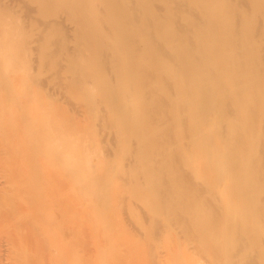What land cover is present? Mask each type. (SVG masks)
<instances>
[{
	"label": "bare ground",
	"instance_id": "bare-ground-1",
	"mask_svg": "<svg viewBox=\"0 0 264 264\" xmlns=\"http://www.w3.org/2000/svg\"><path fill=\"white\" fill-rule=\"evenodd\" d=\"M10 61L16 67L6 71ZM19 68L27 102L14 112L29 120L30 104L45 105L40 135L58 118L44 114L57 97L84 116V131L79 124L68 135L62 125L57 139V125L45 135L53 138L47 148L61 145L58 157L71 153L50 167L64 175L30 173L7 187L4 198L17 200L26 226L67 228V211L47 212L84 197L79 205L97 209L92 234L106 239L97 253L122 251L110 264L136 263L142 252L146 264H161L169 229L196 253L187 264H264V0H0V81ZM7 97L6 105L18 101ZM11 117L3 143L16 149L26 138L18 131L32 124ZM198 165L203 181L194 183ZM37 203L48 209L43 221ZM110 215L118 216L112 224ZM64 236L45 245L48 254L62 249Z\"/></svg>",
	"mask_w": 264,
	"mask_h": 264
},
{
	"label": "rangeland",
	"instance_id": "rangeland-1",
	"mask_svg": "<svg viewBox=\"0 0 264 264\" xmlns=\"http://www.w3.org/2000/svg\"><path fill=\"white\" fill-rule=\"evenodd\" d=\"M50 14L51 15L54 14L56 16L57 15L56 10L51 11ZM28 63L29 62H27V64ZM24 64L25 63L23 62V65ZM15 67H16V65L14 64V62L10 61L9 63L6 64V71L14 69ZM22 73H23L22 70L19 68L15 71L11 72V74L9 75V78H7L8 81L7 80L6 81L3 80V82L0 81V101L2 102L3 109H4V111H1L2 109L0 110L1 116L2 115L5 116L6 114H8L6 116H9V115L13 116L14 115L15 119H16L18 117L15 113L16 112L15 110H17L16 108H19V110L20 111L22 110L21 112H23L22 105H23V103L25 104V102H27L26 101L27 97L25 100V94L23 93L25 89L23 90V86H21V83H19V82H21L20 78L22 76ZM19 84L22 87L23 92L21 91ZM35 88L38 90L39 87L35 86ZM39 90L41 91V89H39ZM6 95H9V96L12 95V97L15 98V100L17 99L18 101L14 104L11 102H9V103L7 102V105H6V100H7L5 98V97H7ZM9 96L7 98H9ZM42 98L43 97H40L38 99V102L42 101L43 100ZM24 100H25V102H23ZM57 100H58V97H57ZM59 100H61V99H59ZM56 101L54 100V103L52 102L53 103L51 105L52 108H49V110H47L48 113H44V114L48 115V117L54 116L53 117L54 119L56 117H58L61 121L59 120L60 123H58L59 122L58 118L56 120H54V122L52 121L53 123H51L52 127L50 128V130L45 129L47 132H44V133L42 132L43 134H41V135H40V131H42L41 129L43 126L42 124H43L44 117H41L42 121H40L39 120L40 115L37 116V114H42L44 112V110L47 109V108H45V105H41L40 103L36 102V105L39 107L38 108L36 105L30 104V106H29L30 110H28L29 113L27 112V115H29L30 119L29 120L26 119V120L29 121V122L27 121V125H28V123H31L32 126L29 124L27 127L26 123L24 124L22 122V120H25V117L20 116L19 115L20 113L19 114L17 113L19 115V117L16 121L20 120L19 122L23 123L24 124L23 126L26 125L25 127H27V128H25V129H27L29 131V132H27L25 130H22V128H21V131H18V133L20 134L19 137L24 135L26 138H30V140L32 138V142L27 141L29 139H26V138L24 141L23 140L24 137L23 138L17 137V140L20 139L19 141L21 143L23 141V143L21 144L18 141L19 143L18 142L16 143V149H14V148L8 149L9 146L6 147L7 144L4 145V143H3V137H5V132L12 130L11 128H13V124H14L15 120L11 116L10 117H4L3 116V120H2V118H0V197H1L0 201L2 200V196H3V200L5 199L4 204H0V209L2 210L1 211L2 213L6 211L5 213L2 214L5 217L3 216L4 218L0 219V264H54V263L60 264L62 261H63L62 264H110V262H112L113 259L114 260L119 259L120 258L119 256H121V254H122V251H121V253H119L120 251L119 252L116 251L118 254L116 253V254H112L110 256H105V258H103L104 256L99 255L101 253V250L99 248L104 245V243L106 242V239L99 238V237L95 236V234H92V231L95 230V228H97L98 225L100 224L98 222V217L95 215V212H94L97 209L95 207L94 208H86V207H82L81 204L79 205L80 199L81 198L84 199V197H80L79 201H77L78 204L75 203L76 206H75V204L73 206L69 205L70 208L67 207L68 209L65 208L64 210H62L63 206L65 207V205H66L65 204V205L60 206V207L59 206H56L55 208L52 207L51 209H49V211L47 209L48 212L45 210L47 213H50V216H55L54 215L55 213H57V216L58 215L61 216V215L65 214L63 211H67V213H68L67 216H72L70 218L67 217L68 218L67 220H69L68 225L70 224L69 225L70 227H71V225L72 226L73 225L79 226V227H76L79 229L78 231L75 230V228L73 229L71 227V229H73V232L75 230L74 233L69 232V230L72 231L70 229V227L67 226V228H66V227H64V225H62L64 227L63 229L61 228V230L55 231L54 229H51V227L47 226L48 222H43L44 225L43 224L34 225V223H33V224H28V225H31L29 227L26 226L22 221L24 219L21 217L22 215H24V213H23L22 209H19L18 204H17V200L13 199V198L7 200L6 198H4V197H7V196H4L6 193H7V195L11 194V190H10V192H8L9 188H7V187H10L9 185H11V184L13 185L15 181H16L15 183L17 184V181H23L24 180L22 178V175L26 176V175H29L31 173L32 175H35L38 177H43L44 174H46V176H51L50 174L53 173L52 175L55 174V177H58V176L60 177L63 174L64 171L62 172L61 170H64V169L61 168L60 170H58V168H60L61 166L59 167V165H58L53 170H51L53 168L52 166H55V164H57V163L60 164V160H57V159H62V157H64V156L67 157V155L71 154V153L66 151L64 156L62 154H60L62 156L58 157V155L60 153L59 149H60L61 145H58L57 143H55V144L51 143L50 148H47L46 145L48 147L50 146L49 143L51 141L49 139H51V140H53V138L62 139V136L64 134L60 132L61 130H59L60 127H62V125L68 126V128L67 127L62 128L63 130L64 129L66 130V128H67L68 135L70 133H72V131H73V133H75V132L77 133L78 130L84 131L83 130L84 126L80 124V122L81 123L84 122V121H82V119H84L83 118L84 116H81L82 114H80L78 109L73 107L74 103H70L66 100L65 101L62 100V101H59V103L57 102L58 103L57 104ZM28 104L29 103H27V106H28ZM8 105H9V107L11 106L10 109H7ZM0 106L2 108L1 104H0ZM37 109L40 110V113H38L39 111L37 112ZM26 110H27V107H26ZM4 112H6V113L3 114ZM24 112H25V109H24ZM12 113H13V115H12ZM22 114H24V113H21V115ZM49 114L53 115V116H49ZM70 116H74V117L76 116L75 119L77 120V122H76V120L74 121V119L71 118V119H73L72 122L73 121L75 122V123H73L74 125H72L70 122L71 121ZM26 117H28V116H26ZM7 118L9 119L8 122H6ZM53 118H52V120H53ZM40 122L42 123L41 127H40ZM20 123H18V124H20ZM33 124H34V126H33ZM57 125L58 126L60 125L59 128H57L58 127ZM77 125H79L80 127L78 128V130H75ZM81 126H83V127H81ZM54 129H56V131H54ZM1 130H2V132H1ZM4 130H6V131L4 132ZM52 130L54 132H56V134H55L56 136L54 135L53 138H52V136L51 137L47 136L45 138V135H47V133H49V131L51 132L50 135H53ZM63 130H62V132H63ZM21 132L23 133V135ZM34 133L37 136L38 135H40V136L36 137V135ZM67 133H65V134H67ZM98 133L99 134H97V137L95 136V138H100L103 134L100 130ZM43 138H44V140H43ZM27 143H29L30 146L28 144V147H27ZM32 143H33V145H32ZM40 143L41 144L43 143L41 145L42 147L40 146ZM23 144H25V146ZM71 144H73L72 146H74L75 143H71ZM19 145L20 146L23 145V147H26V148H24V150H23L22 149L23 147L21 148ZM54 145H56V146H54ZM17 147H19L20 150L22 149L23 151H18V154L15 153V150H19ZM39 147L41 148V152H40ZM6 149L9 150V151H7L8 153L4 152V151H6ZM97 149H96V152H94V153L95 154H101L102 153L101 149H100L101 153H100L99 149L98 150ZM19 152H20V154H19ZM16 157H18V159ZM53 157H55L56 163H54V160L51 159ZM68 157H71V156L69 155ZM64 158L62 160H65ZM73 160H71V161H73V163L75 165V163L77 162V159L73 158ZM52 163H53V165H52ZM70 164H72V163H70ZM48 167H49V169H48ZM50 167H51V169H50ZM95 168H97V166H94L92 168V170L90 171L91 175H93V173H94L93 170ZM201 168H202V165H198L195 168L196 170L194 169L192 171V176H194V177H192V181L194 183H196V182L201 183V181H203L202 175H199L198 177H195V175H194V174H196L197 170H200ZM20 173H21V176H20ZM64 173H66V171ZM114 173L116 174V171L111 172L112 175H115ZM15 176H17V177L15 178ZM9 181H12V182L9 183ZM85 183L86 182H84V184H83V182H82V186L84 188L86 187ZM77 187L80 188V186H77ZM6 188H7V190H6ZM11 188L12 187H10V189ZM96 189H98V187ZM4 190L6 192L2 195ZM81 190H83V189H81ZM79 192L80 191H78V193ZM92 199H95V196ZM1 203H3V201H1ZM34 208H35L34 212H36V214L39 212L41 217L39 216V214H38V217L40 219L42 218L41 221H43L46 218V215H45L46 212L44 210L40 211L43 208L42 204L37 203L36 205H34ZM97 208H98V210L102 209L100 207H97ZM111 209H113V208L111 207ZM111 209H109L108 212L111 211L110 213L113 214L114 210L112 211ZM36 210L37 211L39 210V211L37 212ZM104 210H106V208H104ZM61 211L63 212V214L61 213ZM91 212H92V214H91ZM2 215H0V217H2ZM117 218H118V216L112 215L108 219V222L110 224H112V223H114L113 221L117 220ZM40 219H39V221H40ZM38 223H40V222H38ZM146 225L144 224L143 227H145ZM68 227H69V230H68ZM90 227H91V230H89ZM169 230H172L169 232L171 235L174 234V236H171V237L172 238L175 237V235H176L175 234L176 232H174L175 230L174 229H169ZM65 233H66V235H65ZM169 233H168V231L165 233L166 237H165L164 241L166 240L167 242H164L162 240V244L161 245L159 244V251H160V247H162V249H163V253L160 254V258L162 257L160 259L161 261L159 260L160 263L161 264H177L175 262H178V261H180L182 263L186 259L187 256H188L187 258L190 259L189 260L190 262L193 261L192 259L196 256V253H195V256H192V255H194V253L192 252L193 249H191V248L189 249L188 248L189 246L185 245V243H184V245L187 246L188 250H191V251H188L187 248H185V250L188 251V253H186L187 251H184V249L182 250L183 241H182L181 246H179L178 242L181 243V241L178 240V242H177V240L175 239L176 237L172 239L170 237ZM58 234H61L63 236L65 235L64 238H66V240L64 239L63 240L64 242H62L63 243L62 245L64 247L62 246V249H59L58 252L55 251L56 255H54V252H52V254H48L47 251L45 250V245H47L49 242H51L53 239H55L58 236ZM170 239H172L173 243L177 242V246H179L177 250H179L178 251L179 253H176L177 250L176 251L173 250L174 246H173L172 241L170 242ZM185 246H183V248ZM39 248L40 249L42 248L40 253H38V251H40ZM168 249L169 250L172 249V251L175 252V254L174 253L171 254ZM42 250H44V251H42ZM97 251L99 254L97 253ZM123 252H124V250H123ZM161 252H162V250H161ZM167 252L170 253L171 255L170 254L168 255ZM38 254H39V256L42 255V256H40V258L44 257L45 255H48V256H46L42 259H39ZM52 255H54V256H52ZM137 255H139V254H137ZM181 255H183L185 258H183V256H181ZM101 256H102V258H101ZM145 256H147L145 254V252H142L139 257H140V259L143 258L145 261V258H146ZM59 257H61L59 259L60 262L58 261ZM134 257H136V256L134 255ZM178 257H180L183 261H181V259H179ZM56 258H57V260H56ZM177 258L179 260L176 261ZM140 259H137V261L135 263V261L134 262L132 261L135 259H131V257H130V259L126 258L125 260L121 258L119 260L120 262L117 261L118 263L115 262L114 264H143L140 261ZM146 259H148V258H146ZM147 261L148 260H146L144 264H146ZM185 262H188V260L187 261L185 260L183 264H187Z\"/></svg>",
	"mask_w": 264,
	"mask_h": 264
}]
</instances>
